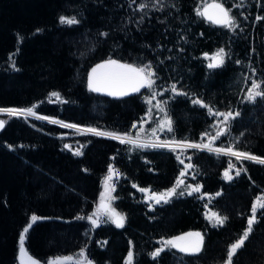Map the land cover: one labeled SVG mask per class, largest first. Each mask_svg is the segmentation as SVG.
I'll use <instances>...</instances> for the list:
<instances>
[{
  "label": "trees",
  "instance_id": "16d2710c",
  "mask_svg": "<svg viewBox=\"0 0 264 264\" xmlns=\"http://www.w3.org/2000/svg\"><path fill=\"white\" fill-rule=\"evenodd\" d=\"M218 1L232 9L237 27L197 16L205 0H0V106L33 108L35 114L144 139L208 141L223 117L192 103L200 99L214 112L241 114L212 144L264 157V100L244 99L253 79L264 82V19H256L264 17V0ZM141 3L147 7L139 9ZM60 16L80 22L61 24ZM219 48L228 54L225 63L209 69L203 54ZM110 58L137 67L150 63L153 87L123 97L90 91L88 73ZM172 84L187 95H175ZM152 92L156 96L148 103ZM1 116L6 123L0 129V264H21L19 234L33 214L47 219L33 224L24 247L44 264L70 255L69 264H83L82 249L94 264H124L130 247L133 264H225L253 202H264V164L256 161L207 149L140 148L39 116ZM165 116L171 131L160 128ZM229 161L236 165L231 181L224 179ZM109 165L121 175L109 181L116 199L108 204L126 222L117 228L102 214L105 222L93 229L77 217L97 211ZM237 169H243L239 176ZM178 178L184 184L168 203L145 199ZM188 185H201V191L179 195ZM209 212L228 219L213 226L205 217ZM187 230L203 236L200 253L163 245ZM162 246L153 260L149 254ZM233 264H264V215H258Z\"/></svg>",
  "mask_w": 264,
  "mask_h": 264
},
{
  "label": "snow or ice",
  "instance_id": "6c2138e0",
  "mask_svg": "<svg viewBox=\"0 0 264 264\" xmlns=\"http://www.w3.org/2000/svg\"><path fill=\"white\" fill-rule=\"evenodd\" d=\"M241 6L242 5H233V7H241ZM145 7H147V5L144 3L138 5L139 9H144ZM196 15L203 17L205 20H207L208 22L214 25H220L229 30L238 26L236 21V16L232 15V9L226 8L223 3L215 2V0L211 4H208L205 0V2L197 8ZM256 19L261 20L264 19V17L257 16ZM59 22L61 24L75 25L78 24L80 21L76 17L70 18L66 16H60ZM36 31L39 32L41 31V29H37ZM100 35L107 36V33H101ZM203 55L205 59L210 61L207 64V67L209 69H216L224 65L225 57L228 54L225 52L224 48H219L211 56H209L208 53H204ZM236 63L239 64L240 61L237 60ZM102 69L105 71L101 72L100 70ZM154 77H155V72L153 71L152 65L150 63L137 67L134 66L133 64L121 63L118 60H114L110 58L100 64H97L88 73V88L90 91L93 92H106L110 96L123 97L129 95L130 93L139 92L141 88L151 89L155 83ZM262 83L264 82H257L256 80L253 79L251 82V86L247 89V94L245 95L244 99L250 103H254L257 100V98L264 100V87H262ZM170 88L175 95H187L186 93L178 90L175 84H172ZM50 95L56 97L57 100L60 99V94L57 92H52ZM155 96L156 93L152 92L151 98H146L147 102L151 103V99H154ZM192 103L199 104L201 107L207 108L210 115L223 117V119L219 122L221 127H219L215 136L209 137V143L197 144V143H187L185 141H159L155 143H150V142L142 143L139 140V136L133 139L129 137L127 134L121 136L117 133L102 132L95 128H87L84 129L83 131L93 133L94 135L97 136H108L112 139L120 140V143L122 144L128 143L134 145L135 147H140V148H148V147L169 148L171 144L175 143V144H182L188 148L207 149L208 151L215 152L217 154L229 155L235 157L237 161L244 159V160H252V161H256L257 163L264 164V158L251 155L248 152L237 151L231 145L224 148L212 147V141H215L218 137L223 135L228 130L229 122L235 120L236 117L240 116L241 114L239 112H233L231 110L227 112H219V111L214 112L211 107H209L200 99H193ZM155 107L159 108L160 111L162 112L165 111V109L161 107L160 103L156 104ZM0 113H7L9 116H20L24 113H27L28 115H35V113L33 112V108H27V109L0 108ZM52 122L62 123L60 121H55V120H53ZM5 123L6 122L4 120H0V129H2L5 126ZM171 124H172L171 119L165 116V119L160 122V128L161 130H163L164 127H167L168 130L171 131L172 130ZM63 126L79 127L77 125H69V124H63ZM132 127L136 128L137 125L133 124ZM153 132H155V129L153 130ZM202 135H207V134L205 133ZM241 135H243V133ZM65 147L67 148L69 146L65 145ZM74 154L80 155L79 150H77ZM177 159H179V157H177ZM181 163H183V161H181ZM186 167H192V166L187 165ZM233 168H236V165L233 164L231 161H229L228 168L225 169L224 171L225 180L231 181L233 179V176L230 174V169ZM242 170L243 169H237L235 174L239 176ZM120 175L121 174L119 173V171L114 169L112 165L108 166V175L105 177V188H106V192L108 193L109 200L116 199V197H112L110 195V193L114 191V186H110L109 181H111L113 176L119 177ZM184 175L185 173L181 172L180 176L183 177ZM181 184H184V180L178 178L177 183L173 187L160 193L151 192V195L150 196L146 195L145 199L154 200V202L157 204L161 202L168 203L171 197L177 195V188ZM133 187H137V185L134 184ZM201 187H202L201 185H195V186L188 185L184 191L179 192V195L183 196L185 192H187L188 195H192L193 192L199 193L201 191ZM138 190L146 194L150 192V189L148 188H139ZM103 195L104 194L102 193V196ZM216 195L219 196L220 193L218 192L216 193ZM260 199H261L260 197H257V202H253L252 204L251 215L247 219V226L245 230L242 232L239 238L235 240V242L231 243L228 246L226 251L225 264H233L234 257L237 255L238 251L245 246L246 241L249 239L251 233L253 232V228L257 222L258 215H264V202L258 203ZM205 207H207V205H205ZM258 208L261 210L260 213H258ZM99 210H103V215L107 216L108 222H111L117 228L124 227L126 222V216L123 213L117 212L114 208L110 206V204L105 203L103 199L101 200L97 212H94L86 217L84 216L77 217V219L88 220L90 222L91 228L94 229L98 227L99 224L105 222L101 220ZM205 217L206 219H208L210 222L213 223V226H223L226 220L228 219V217L221 216L217 212L205 213ZM41 219H47V218H42L33 214L30 217L27 226L23 229V231L20 232L19 252L21 257L27 255L26 249L24 248V241L26 238V234L32 228L33 224H35L37 221ZM104 243L107 242L105 241ZM129 243L131 245V242ZM163 245L171 248H178L179 251L182 253L196 255L202 251L203 236L199 232H190L182 236L165 240L163 241ZM162 251H164L163 246L156 248L155 251L151 252L149 255L152 257L153 260H155L161 254ZM79 255L81 257H84L83 264H94L93 261L85 257L83 249L81 250ZM29 259L31 260V257H29ZM71 259L72 257H57L55 260H49L48 264H63V261H68ZM133 260H134V253L130 247L127 257L125 258L124 264H133ZM21 264H23V260H21ZM32 264H38V261L32 260ZM78 264H80V262H78Z\"/></svg>",
  "mask_w": 264,
  "mask_h": 264
},
{
  "label": "rangeland",
  "instance_id": "374dc122",
  "mask_svg": "<svg viewBox=\"0 0 264 264\" xmlns=\"http://www.w3.org/2000/svg\"><path fill=\"white\" fill-rule=\"evenodd\" d=\"M210 1V0H209ZM208 2V1H207ZM0 108H13V107H1L0 106ZM14 108H16V107H14ZM16 109H22V108H16ZM25 109H27V108H25ZM1 114L2 115H4L5 113H0V116H1ZM22 115H28L27 113H24V114H22ZM149 115H151V114H149ZM33 116H35V117H37V116H39V117H41V118H44V119H49V120H55V121H60V122H62V123H60L61 125H63V124H69V125H77V126H79V127H67V128H71V129H73L74 131H77V132H81V131H83L84 129H87V128H94L93 126L91 127V126H88V125H79V124H77V123H74V122H72V121H65V120H62V119H56V118H54L53 116H50V115H43V114H40V113H37V114H35V115H33ZM2 117V116H1ZM95 129H98V128H95ZM99 131H102V132H109V131H107V130H101V129H98ZM83 132H86V131H83ZM90 133V132H89ZM114 133H116V132H114ZM117 134H119V135H121V136H124V133H117ZM129 137H131V138H133V139H135L138 135H131V134H128V133H126ZM139 140H140V142H150V143H155V142H159L160 140H153V139H150V138H147V139H144L143 137H140L139 136ZM169 141H185V142H187V143H209V140L208 141H194V140H185V139H172V140H169ZM171 146H173V147H185L184 145H182V144H175V143H173V144H171ZM212 147L213 148H217V147H220V148H224V147H226V146H224V147H222V146H218V145H216V144H212ZM228 147V146H227ZM237 151H239V150H237ZM251 154V153H250ZM251 155H253V154H251ZM254 156H256V155H254ZM257 157H260V158H264V157H261V156H258L257 155ZM108 174V173H107ZM102 192L101 193H103L104 195L102 196V194L100 195V198H98L97 199V201H96V204L98 205V208H97V211H98V209H99V205H100V202H101V200L103 199L104 201H105V203H108V201H109V196L107 195V193H106V191L104 190V188H103V190H101ZM96 211V212H97ZM100 211V215H102L103 214V210H99ZM69 257H72V258H74V256L73 255H70ZM56 259V258H55ZM54 259V260H55ZM69 262L71 263V261L70 260H68V261H63V264H69ZM73 263V262H72Z\"/></svg>",
  "mask_w": 264,
  "mask_h": 264
},
{
  "label": "water",
  "instance_id": "95a60500",
  "mask_svg": "<svg viewBox=\"0 0 264 264\" xmlns=\"http://www.w3.org/2000/svg\"><path fill=\"white\" fill-rule=\"evenodd\" d=\"M214 2V0H210V1H208L207 3L208 4H211V3H213ZM215 2H218V3H221V2H219L218 0L216 1L215 0ZM104 61H106V60H101L99 63H97V64H100V63H102V62H104ZM121 63H124V62H121ZM96 64V65H97ZM96 65H94L93 67H95ZM91 71V70H90ZM101 72H104L105 70H100ZM101 93V92H100ZM102 93H105V94H107L106 92H102ZM0 120H3V118L0 116ZM101 203V202H100ZM190 232H194V231H190V230H187V231H184V232H182L181 234H179V235H176L175 237H178V236H182V235H184V234H186V233H190ZM196 232V231H195ZM25 248V247H24ZM26 249V248H25ZM178 249V248H177ZM179 250V249H178ZM26 252H27V255H25V256H23V257H21L20 256V252H19V250H18V262H20L21 263V260H23V264H32V260H35V261H38V264H44L43 262H41L39 259H37L34 255H31L27 250H26ZM29 257H31V260L29 259Z\"/></svg>",
  "mask_w": 264,
  "mask_h": 264
}]
</instances>
